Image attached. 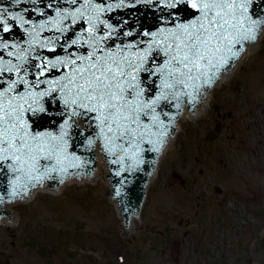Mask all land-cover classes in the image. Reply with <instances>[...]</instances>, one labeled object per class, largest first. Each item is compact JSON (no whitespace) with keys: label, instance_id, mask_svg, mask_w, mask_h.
<instances>
[{"label":"rangeland","instance_id":"374dc122","mask_svg":"<svg viewBox=\"0 0 264 264\" xmlns=\"http://www.w3.org/2000/svg\"><path fill=\"white\" fill-rule=\"evenodd\" d=\"M176 138L124 238L100 177L14 206L0 264H264V38Z\"/></svg>","mask_w":264,"mask_h":264},{"label":"snow or ice","instance_id":"6c2138e0","mask_svg":"<svg viewBox=\"0 0 264 264\" xmlns=\"http://www.w3.org/2000/svg\"><path fill=\"white\" fill-rule=\"evenodd\" d=\"M19 2L20 0H16V3ZM32 2L35 3L36 0ZM69 2L75 5L78 0ZM155 2L159 3L160 0ZM253 2L254 0H192L189 5L188 0H168L166 6L173 10L169 13L170 16H178L182 7H190L195 13L194 18L180 24L173 20V27L162 28L158 33L145 32L144 35L152 37V42L132 56L123 55L120 50L104 51L101 41L109 39L111 32L107 36H96L98 24L105 23L99 20V13L106 9L97 6L93 0H85L82 7L74 12L57 13V16L62 15V19L73 17V24L84 18L86 13H91L87 15L86 33L91 40L89 46L92 51L87 55L69 53L64 59L31 65L32 68L39 70L40 77L46 76L58 65L69 69L59 79L54 80L36 79L29 82L26 79L28 68L23 67L27 60L23 55H17V59L21 61L20 65L7 61L0 66V75L13 71L17 73V78L10 80L6 87L4 80L0 79V167L4 161L9 160L11 161L9 167L14 173L22 172L29 179L40 180L44 174L57 171L63 160L67 159L65 155L67 132L61 130L59 135L37 132L29 124L31 117H25L28 111L33 115L37 112L43 113L50 119L58 115L50 108H32L36 103V96H50L49 104L52 105L53 102L58 104L59 101L54 95L56 92L61 94L66 108L72 107L69 119L82 116L97 123L108 151L115 152L121 149L127 155L129 148L138 149L136 141L142 140L144 132L149 128L148 124L142 123V116L147 117L151 112L152 125L163 128V121L156 113V107L161 101L179 100L182 96L192 95L182 91L181 87L184 90L188 88L198 90L200 85L196 81L202 80L203 84H210L216 73L228 63L229 57L239 55L233 51L235 45L255 40L256 32L264 26V20L251 19L249 7ZM107 10L110 11L111 6ZM7 11L6 8L0 11V31L5 33L12 31L14 25L8 23L9 20L20 22V26L27 22L19 13L6 17ZM107 27L111 28L110 25ZM57 30L63 31L59 28ZM128 35L132 36L133 32H128ZM84 42L89 43L88 40ZM77 43L78 40L72 41V45ZM8 47L9 45L3 43L0 38V49ZM127 47L135 46L129 44ZM153 52L157 55L162 53L165 59L157 62L152 56ZM8 55L13 56L14 53L8 52ZM2 60L3 57L0 56V61ZM150 63L156 64V67L153 69ZM21 71L24 75H20ZM140 73H145L146 77L150 75L160 79L159 94L154 98L144 99L145 89L140 86ZM42 83L49 84L50 91H34ZM18 86H22L19 92L16 91ZM176 106L178 108L179 104ZM90 113H95V116H89ZM59 115L63 117L64 113ZM64 125L65 128L70 126L69 121L65 120ZM160 135L164 133L161 132ZM118 141H126L128 147L123 143H117ZM91 143L92 141H89V144ZM41 160L48 163L41 164ZM53 161L55 163H52ZM41 168L43 169L41 175H32Z\"/></svg>","mask_w":264,"mask_h":264},{"label":"water","instance_id":"95a60500","mask_svg":"<svg viewBox=\"0 0 264 264\" xmlns=\"http://www.w3.org/2000/svg\"><path fill=\"white\" fill-rule=\"evenodd\" d=\"M191 2L192 0H188L189 5ZM84 3L85 0H78L75 5L71 4L69 0H36L35 3L32 0H20L19 3H16V0H0V11L5 8L8 10L5 13L6 17L19 13L27 21L23 23V26H20V22L9 20L8 23L14 25L12 31L9 33L0 31L2 42L9 45L6 49H0V56L3 57L0 66L7 61L20 65L21 61L17 59V55H23L27 60L26 63H23V67L28 68L26 79L29 82H34L36 79H59L69 71L68 68L58 65L46 76L40 77L38 76L39 70L32 68L31 65H40L43 61L64 59L68 57L69 53L87 55L92 51L89 46L91 40L86 33L87 15L91 13H86L85 17L78 20L76 24L72 23L73 17L71 16L67 19H62V15L57 16V13L74 12ZM93 3L106 9L99 13V20L105 23L98 24L96 32V36H107L111 32L109 39L101 41L104 51L117 52L120 50L123 55L128 56L142 51L148 43L152 42V37L144 35L145 32L158 33L162 28L173 27V20L176 24L187 23L190 18L195 16L190 7H182L178 16H170L169 13L173 10L166 6L168 0H160L159 3H156L155 0H151V2L150 0H93ZM109 6H111L110 11L107 10ZM249 13L251 19L264 20V0H254L249 7ZM40 25L44 27L41 28ZM107 25H110L111 28ZM58 28L63 31L57 30ZM128 32H133V35L129 36ZM257 37L264 38L261 30L256 32ZM73 40H78V43L72 45ZM85 40H88L89 43H85ZM254 41H243L241 44L235 45L233 51L238 52L239 55L229 57L228 63L216 73L210 84H203L202 80L196 81L200 85L198 90L193 88L184 90L181 87L182 91L192 93V95L182 96L179 100L161 101L156 107V113L163 121V128L159 125H152L151 112L147 117L142 116V123L148 124L149 128L144 132L143 139L136 141L138 149L137 147L129 148L127 155L121 149H117L115 152L106 149V142L94 120L82 116L69 119L72 107H65L59 92L54 93L59 101L58 104L53 102L50 105V96H36V103L32 105V108H50L58 115L50 119L43 113L37 112L33 115L31 111H28L25 113V117H31L29 124L37 132L44 131L59 135L61 130L66 131L65 155L67 159L63 160L57 171L44 174L40 180L29 179L22 172L14 173L9 167L11 161H4L3 166L0 167V222H12L9 205L27 202L29 190L39 186L58 193L60 185H66L64 179H70V185L95 182V171H99L118 236L124 238L126 225L132 227L136 225L159 150L167 147L174 123L180 122V114L184 111H187V119L198 116L200 99H206L209 88H217V77H229V71L238 68ZM129 44L135 47L128 48ZM12 45L16 47H12ZM70 45L72 46L69 47ZM50 49H54V51H50ZM8 52H12L14 55L9 56ZM152 56L157 62L165 59L162 53L157 55L156 52H153ZM150 66L154 69L156 64L150 63ZM20 75H24L23 71ZM140 77V86L145 89V100L159 94V78L150 75L146 77L145 73H140ZM16 78L15 71L0 75V79L4 80L5 87L10 80ZM149 81H154V83L150 84ZM21 87L18 86L16 91L19 92ZM46 90L50 91V85L47 83H42L37 89H34L36 92ZM177 104H179L178 108ZM59 113H64L63 117ZM88 115L94 117L95 113ZM78 117L82 119V126L78 123ZM65 120L69 121L70 126L67 128L64 125ZM142 131L144 130L142 129ZM161 132L164 135H160ZM89 141L92 143L89 144ZM117 143H123L125 147H128L126 141ZM40 163L47 164L48 162L41 160ZM42 173L43 169L41 168L39 172L32 173V175L36 176ZM13 181L16 183L14 184ZM36 181L37 183L31 186ZM28 187L32 188L28 189Z\"/></svg>","mask_w":264,"mask_h":264},{"label":"bare ground","instance_id":"6f19581e","mask_svg":"<svg viewBox=\"0 0 264 264\" xmlns=\"http://www.w3.org/2000/svg\"><path fill=\"white\" fill-rule=\"evenodd\" d=\"M260 30H261V32H262V34L264 36V27H262ZM261 40H262L261 37H257L255 39L254 43L252 44V46L248 50L247 54L245 55V57L243 58V60L241 61V63L256 48L259 47V45L261 43ZM241 63H240V65H241ZM239 66H238V68H239ZM238 68L233 69V70H230L229 71V77H217V88H220L224 83H226L228 80H230V78L233 76V74L237 71ZM217 88H209L206 99H200V104H199V110H198V116L197 117H193V118L187 119V111H184L183 113L180 114V122H175L174 123V126H173V129H172V132H171V135H170V138H169L167 147L166 148H160V150H159V154H158V157H157V160H156V163H155V166H154V169H153L151 178H150V182H149L148 188L153 183V181L158 177L159 171H160V164H161L163 158L165 157V155L167 154V152L171 149V147L175 143V141L177 139L176 138V135L178 134L179 131H181L182 125L184 124V122L186 120H194V119H197V118H199L206 111V109L208 108V106L211 103L212 95L214 94V92H215V90ZM99 178H100L99 171H95V182ZM64 182H65L66 185H60V188H59L58 193H56L54 191H51V190H48V189H45V188H42V187H39V186H37V187L29 190L27 202H29L31 200H34L40 193H42V194H48V195H58V194H60L66 187L70 186V179H64ZM95 182L81 183V184H83V185L84 184H94ZM72 185H77V184H72ZM78 185H80V184H78ZM148 188H147V191H148ZM147 191H146V194H145V197H144L142 206H143V204H144V202L146 200ZM27 202H23V203H27ZM20 204H22V203H17V204H11V205H9L12 222H0V226H3V229L6 230L7 232H13L11 226H15L18 223L17 211H15L14 206L20 205ZM141 210H142V207H141ZM141 210H140V213H139V216H138V219H137L136 224L140 220ZM132 228H133L132 226L126 225L125 231L126 230L127 231H130Z\"/></svg>","mask_w":264,"mask_h":264}]
</instances>
